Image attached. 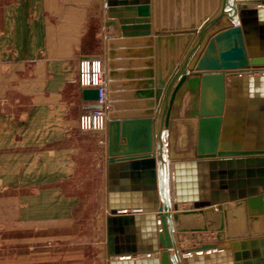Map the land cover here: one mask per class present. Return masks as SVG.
<instances>
[{
  "label": "water",
  "instance_id": "1",
  "mask_svg": "<svg viewBox=\"0 0 264 264\" xmlns=\"http://www.w3.org/2000/svg\"><path fill=\"white\" fill-rule=\"evenodd\" d=\"M103 1L104 25L119 24L124 37L105 41L107 264H264V142L242 137L257 99L264 132V0H216L213 12L198 9L188 21L176 12L171 32L154 37V0ZM180 3L170 0V21ZM138 37L154 47L115 50ZM154 49L155 71L117 69L150 67V59L116 58ZM128 74L148 78L117 81ZM127 87L138 90H121ZM81 95L95 107L96 88ZM235 210L244 232L230 234ZM203 231L216 240L204 242ZM184 235L197 243L185 246Z\"/></svg>",
  "mask_w": 264,
  "mask_h": 264
},
{
  "label": "crops",
  "instance_id": "2",
  "mask_svg": "<svg viewBox=\"0 0 264 264\" xmlns=\"http://www.w3.org/2000/svg\"><path fill=\"white\" fill-rule=\"evenodd\" d=\"M164 1L169 5L170 0ZM180 2V5H192L194 19L198 9L202 14H210L216 5V0ZM164 6L163 0H154V22L151 26L153 37L155 30L171 32L170 23L175 24V17L170 21L169 11ZM173 14L175 16V9ZM105 20L103 0H0V93L16 94L17 110L22 109L23 118L4 120L1 116L0 172L15 174L14 192L17 195L24 190L33 192L42 184H46L47 188H56V182L65 180L71 173L73 158L81 156L83 150V173L89 171L99 176L105 202L106 142L100 141V134L80 132L77 127L78 115L91 109L89 103L82 99L78 84L79 58L95 55L105 61L106 36L117 42L124 40L119 24L117 27H106ZM174 26L172 29L176 28ZM90 33L100 43L94 50L88 47ZM144 38L147 37H138L140 40ZM149 47H154V41L150 45L142 40L127 45L121 43L114 48L119 51H135ZM153 52L127 53L116 58L121 62L150 59V67L146 64H128L117 69L136 72L151 68L155 71V49ZM140 75H123L117 81L135 82L148 78ZM258 85L263 88V82ZM121 90L132 92L138 89L127 87ZM188 101L187 96L180 108H183L184 102L188 104ZM251 112L256 117L245 120L243 141L249 136L252 141L264 142L260 120L262 104L259 99L253 104ZM231 125L237 127L236 124ZM87 178L84 177L83 182ZM117 180L120 182V177ZM229 204L232 206L234 203ZM3 232L0 229V236L4 235ZM185 241L186 246L195 245ZM211 241L215 239L204 240Z\"/></svg>",
  "mask_w": 264,
  "mask_h": 264
},
{
  "label": "rangeland",
  "instance_id": "3",
  "mask_svg": "<svg viewBox=\"0 0 264 264\" xmlns=\"http://www.w3.org/2000/svg\"><path fill=\"white\" fill-rule=\"evenodd\" d=\"M174 9L187 21L193 13L192 5L185 3ZM88 38L89 49L99 47L91 33ZM21 111L14 92L0 93V120L1 116L23 120ZM73 161L71 173L57 181L56 188L42 184L33 192L24 190L18 195L14 192L15 174L0 172V229L4 231L0 264H107L106 211L99 176L83 173V150ZM84 177L88 178L83 182ZM200 236L203 241L213 240L215 232L203 231ZM183 238L184 244L185 239L197 243L186 235Z\"/></svg>",
  "mask_w": 264,
  "mask_h": 264
},
{
  "label": "built area",
  "instance_id": "4",
  "mask_svg": "<svg viewBox=\"0 0 264 264\" xmlns=\"http://www.w3.org/2000/svg\"><path fill=\"white\" fill-rule=\"evenodd\" d=\"M77 77L80 88H96L95 107L81 112L77 117L80 132L100 134V141L106 142L108 122V89L105 61L97 56H82L77 62Z\"/></svg>",
  "mask_w": 264,
  "mask_h": 264
},
{
  "label": "bare ground",
  "instance_id": "5",
  "mask_svg": "<svg viewBox=\"0 0 264 264\" xmlns=\"http://www.w3.org/2000/svg\"><path fill=\"white\" fill-rule=\"evenodd\" d=\"M184 206H186V205L180 204L179 208H182ZM105 209H106V206H105ZM106 212H107V209H106ZM244 223H245L244 217H243V213L241 211L235 210V211L229 213L228 227H229V233L230 234H239V233L244 232ZM177 241H178V238H177Z\"/></svg>",
  "mask_w": 264,
  "mask_h": 264
}]
</instances>
